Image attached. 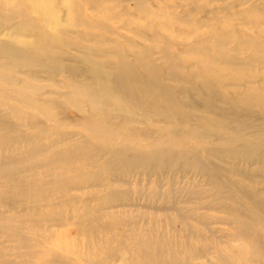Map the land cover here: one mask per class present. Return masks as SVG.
<instances>
[{
  "label": "bare ground",
  "instance_id": "obj_1",
  "mask_svg": "<svg viewBox=\"0 0 264 264\" xmlns=\"http://www.w3.org/2000/svg\"><path fill=\"white\" fill-rule=\"evenodd\" d=\"M82 1L0 0V264H264V0H132L125 46Z\"/></svg>",
  "mask_w": 264,
  "mask_h": 264
},
{
  "label": "rangeland",
  "instance_id": "obj_2",
  "mask_svg": "<svg viewBox=\"0 0 264 264\" xmlns=\"http://www.w3.org/2000/svg\"><path fill=\"white\" fill-rule=\"evenodd\" d=\"M231 1H232V4L235 5V3L241 2L242 0H231ZM161 2L167 5H171V2H169L168 0H161ZM81 4H82L81 13H80L81 18H83L88 23H90V25L86 27L81 26V25L74 27V32H79V37L85 36L86 34L88 37V33H92L96 36L94 37L95 41H99L100 43L99 46L102 45L100 40H104L105 44H107L109 40H117L119 44L125 46L126 39L131 40V41L137 39L134 32L128 31L123 27L124 21L127 20L128 16L121 13V9H127V8L131 11V13L139 12L137 8L134 6L132 0H86V1H82ZM114 6L117 7L116 10L118 11H116L115 13L113 11L112 12L108 11L109 8H113ZM211 6L212 8L217 7L216 5H213V4ZM247 6H248L247 3H243L240 6L235 5L234 10H242L246 8ZM156 10L158 9L156 8L155 11ZM191 11H192L191 9L189 10V8L183 5V7L180 6L179 8L175 9L174 15H176V17H188V13ZM196 17L198 18V20H204L206 17V14L204 12H199L196 14ZM182 27H187V26H182ZM171 37H174V36L171 35L170 38ZM28 39H31V37L29 36ZM172 40H175V39H172ZM95 41L93 42L94 46H95ZM142 43L145 45L149 44L148 41L146 40L142 41ZM177 46L178 44L172 45L170 47V50L175 51L176 53L180 52L179 47ZM98 54L100 55L99 52ZM105 54L106 53L102 51V55H103L102 58L106 56ZM66 55L69 59V58H72L74 55H78V53L73 50H69L68 54ZM148 56L151 57L152 60H157L160 63H163L164 65H166L167 62L171 61L170 58L164 56L162 53H159L157 51L151 52L150 55ZM125 57L127 59H130L129 54L125 55ZM70 62L71 61L69 60H63L62 63L64 65V63L69 64ZM104 71H107V69H104ZM11 73L12 75H15L13 74V71H11ZM64 79L65 78H63V76L61 75L54 77V80L56 81V83H59V84L64 82ZM77 79L79 80L81 79L80 81H83V83H88V84L91 83L89 80L83 79L82 77H79V76H77ZM160 79L164 83L171 84L174 82L172 80H169L170 76L166 70L160 75ZM30 84L35 88L36 92L38 93V95L35 96L38 99L46 98L45 94H41V92L46 89H51V87H48L46 89L43 88V86L50 85L51 83L49 82H43V83L42 82H30ZM0 89L9 90L10 86L2 83L0 85ZM56 91L59 93H65L67 89L57 88ZM33 111L35 112L36 118L40 123L45 124V125H56L59 131L69 132V131L78 130L80 132H85V130L82 127H72V126L66 125L65 123H60V125H57L53 121L45 119L43 115L37 109H34ZM77 115H80V114L77 113L73 108L67 107V112H66L67 118H75L77 117ZM137 117L141 125L143 126L147 125V121L144 119L142 115L138 114ZM28 131H31V130H28ZM31 132H33V130ZM202 212L205 213V211H202ZM206 214L207 215L212 214L213 216L215 215L217 217H222V214L218 212H211V213L206 212ZM174 225L176 229L178 230L182 229V225L180 224V222H176ZM211 227H213V229H216L217 231L220 230L219 232H217V235H221L222 233H225L226 229L229 228L227 225H223L218 222L211 224ZM201 233L205 235L207 231L203 230L201 231ZM223 240L226 241L225 239Z\"/></svg>",
  "mask_w": 264,
  "mask_h": 264
}]
</instances>
